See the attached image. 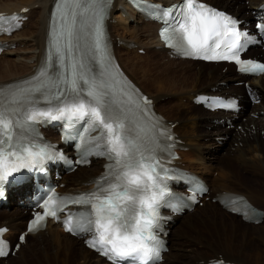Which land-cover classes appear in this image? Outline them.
Returning a JSON list of instances; mask_svg holds the SVG:
<instances>
[{
  "label": "snow or ice",
  "instance_id": "obj_1",
  "mask_svg": "<svg viewBox=\"0 0 264 264\" xmlns=\"http://www.w3.org/2000/svg\"><path fill=\"white\" fill-rule=\"evenodd\" d=\"M109 0H62L58 3L62 29L53 45L56 58L64 61V72L50 75L51 65L42 67L39 86L18 90L16 98L0 105V182L20 169H31L53 153L50 145L35 143V125L45 120H64L71 127L77 122L97 131L93 147L99 149L110 163L103 176L88 192L63 198L50 197L43 214L37 212L29 231L40 226L47 216L63 212L65 201L84 206L88 216L74 219L71 212L65 221L69 232L85 231L93 235L90 247L97 248L112 264H147L158 257L161 249L156 231L159 229V208L173 195L167 181L174 179L173 170L161 155V138L171 139L166 130L157 131L159 122L149 118L151 101L140 97L135 89L122 86L119 104L110 100L108 86L90 77L84 64L73 53V37L78 17L91 13L94 27V49L104 58L106 45L102 27L105 7ZM155 17L163 21L160 36L175 51L206 60H232L243 72H264V64L242 60L239 53L249 41L240 32L239 21L205 4L202 0H182L164 8L150 5ZM55 14V13H54ZM15 18V17H14ZM3 19V17H0ZM19 27V25H16ZM264 35V23L257 24ZM63 41L64 47H61ZM224 48L223 52L219 50ZM212 54L209 55L208 53ZM129 107H124V103ZM135 107L143 122L137 121L133 132L128 113ZM37 149L33 151V149ZM5 229H0V233ZM24 239L23 236L20 237ZM5 243L0 241V245ZM7 253L0 247V255ZM216 264H223L222 261Z\"/></svg>",
  "mask_w": 264,
  "mask_h": 264
},
{
  "label": "bare ground",
  "instance_id": "obj_2",
  "mask_svg": "<svg viewBox=\"0 0 264 264\" xmlns=\"http://www.w3.org/2000/svg\"><path fill=\"white\" fill-rule=\"evenodd\" d=\"M156 1L169 3V0ZM53 2L54 0H20L10 4H0V12L28 6L31 9L26 13L27 16L29 18L37 16L28 29H24L26 27L24 25L25 27L20 31L3 39L8 47L11 46V49L7 48L0 55V86L26 77L37 68L43 55L48 15ZM212 2L235 3V0H213ZM118 8L119 2L116 0L111 10V18L116 20V24L109 25L113 41L116 42L114 54L129 77L154 99L158 111L168 121L177 122L175 131L178 133V137L184 141V149L180 151L181 160L186 163L184 168L198 172L207 180L211 187V197H219L227 192L244 194L256 207L264 210V142L256 138L259 136L256 133L260 134L264 130V121L261 119L255 121L248 116L244 121H237L236 124L241 125L239 126L240 130L234 127L232 131L228 132L221 124L213 121L214 113H209L204 109V111L198 112L202 108L191 103L187 104V101L184 105L178 103L183 98L191 102L193 93L209 91L212 88L222 89L219 83L233 76L231 69L222 73L217 68L222 64L202 63L209 67L207 69L199 67L197 71H194L191 61L172 60L167 55L162 57L163 62L159 64L150 63L149 59L145 64L139 63L137 60L141 57L132 53L134 45H137L135 50L143 48L144 55L151 52L161 55L164 53L158 48L157 25L134 15L131 16L135 17L134 26L131 25L132 23L128 24L125 20L128 18H119ZM114 13H117L118 17L113 15ZM127 34L129 38L125 37ZM117 41L120 42L119 46H117ZM170 67L177 69L172 70ZM162 69L166 70L161 71ZM150 72L156 73L160 82L159 85L154 86L155 93L148 90V86L152 85V81L148 79ZM187 80L192 81V86L186 85ZM252 83L263 100L260 104L263 102L264 105V75L253 80ZM198 84L203 88L197 89L195 86ZM165 86H169L170 90ZM234 89L236 90V88ZM173 98L177 100L174 102L177 110L171 105L163 106V103L173 101ZM162 101L164 102L162 103ZM184 106L187 107V112L183 113L180 108ZM258 106H253L251 112L257 114H260L262 110L264 112V109ZM227 135H230V139L227 140L229 142L225 141L222 145L227 142L232 148L235 146L234 143H242L243 147L235 146L233 150L229 149L225 155L223 154L224 156H221L218 154V146H220L218 142ZM233 160H237L238 166L233 163ZM239 168L253 174L252 182L259 183L261 186L256 187L253 184L247 186L248 178L241 175ZM100 170V163L93 162L89 167L79 168L64 177L61 182L65 183L66 191L82 190ZM81 171H88L89 174L77 177L76 174ZM212 171H217V174L210 175ZM11 207L9 210L0 209L3 216L0 219V225H7L10 228L9 236L13 238L15 233L25 229L28 213L15 201ZM198 219L216 226H218L216 222L220 220L219 224L222 227L219 226L225 232L223 238L206 240L204 234L198 233L195 228L197 224L195 220L198 221ZM238 229L241 231L240 236L236 235ZM178 237L180 238L179 242L171 243L172 239L176 240L175 238ZM32 238H36V241L40 242L38 247L33 246L34 244L28 246L30 252L40 253V259H35L37 264H107L86 249L81 241L63 233L55 224L51 223L44 230L27 235L25 243L19 248L17 255L9 258L6 264H32L31 259H28L27 251L24 250L28 240ZM167 238L169 239V250L164 254V261L161 264H201L206 263L210 258L219 256L225 261L240 264H264V220L257 225L245 223L239 217L222 210L218 203L211 200L205 201L201 207H195L193 212L175 218V224ZM206 246H212L210 251H213L212 254L207 252ZM78 252L82 257L78 256ZM8 257L10 256H7L6 259ZM17 258L20 260H14Z\"/></svg>",
  "mask_w": 264,
  "mask_h": 264
},
{
  "label": "rangeland",
  "instance_id": "obj_3",
  "mask_svg": "<svg viewBox=\"0 0 264 264\" xmlns=\"http://www.w3.org/2000/svg\"><path fill=\"white\" fill-rule=\"evenodd\" d=\"M18 1H20V0H0V4L1 5H4L5 3L6 4H10V3H14V2H18ZM213 1V0H212ZM251 1L252 0H239V1H237V0H235V5L233 6V9H238L239 7L238 6H249V4L251 3ZM231 3H233V2H228V4H230L231 5ZM220 4V6H222V7H225V6H227L226 5V3H219ZM239 11L238 12H240V9H238ZM242 11V15H246V10L244 9V10H241ZM36 14V13H35ZM37 19V16L36 15H34L32 18H30L28 21H27V24H26V27L24 28V29H28L29 28V26L35 21ZM131 25H133V24H131ZM134 26V25H133ZM115 35V34H114ZM125 37L126 38H129V35L127 34V35H125ZM123 51V50H122ZM132 53H136V54H138L140 57H141V59H138L137 61L139 62V63H141V64H145L146 63V60H150V63L151 62H155V63H162L163 62V60H162V57H163V55L164 54H158L157 52H151V53H149L148 55H144V54H140V53H138L137 52V50H135L134 49V51L132 52ZM146 56V58H143V57H145ZM148 56V57H147ZM10 57H12V56H10ZM18 57V56H17ZM185 65H188V64H185ZM159 66H161L162 67V65H159ZM191 67H192V70H194V71H197L198 69H199V67H204V69H207L208 68V66H206V65H201V64H192L191 65ZM172 70H176L177 68L176 67H170ZM219 69H221V71L223 72L224 71V69H223V67L222 66H219ZM164 70H166V69H162L161 71H164ZM168 70V69H167ZM206 74L208 75V73H207V71H206ZM147 77V76H146ZM148 79L150 80V81H152V85L151 86H148V90L149 91H151V92H153V93H155L156 91H155V87L154 86H156V85H159V81H158V79H157V76H156V73L154 74L153 72H150V75L148 76ZM148 80V81H149ZM158 81V82H157ZM153 82H156V83H153ZM180 83V82H179ZM186 85H189V86H192V81H189V80H187L186 81ZM153 84H155V85H153ZM183 86V85H182ZM197 89H202L203 87L200 85V84H198V85H196L195 86ZM165 88H168L169 90H170V88H169V86H165ZM146 91V90H145ZM177 100L175 99V98H173V101H169V102H165V103H163L164 101H162V103H163V106H172V107H174V109H176L177 110V107L175 106V103L174 102H176ZM186 101H187V104H189L188 102V100L187 99H185V98H183V99H181L180 100V102H178V103H180V104H182V105H184L185 103H186ZM263 101V100H262ZM174 105V106H173ZM259 108H261V109H264V105H263V102H262V104H259V106H258ZM180 111H182L183 113L184 112H187V107H181L180 108ZM202 111H204L203 109H201V111H200V109L198 110V112H202ZM205 114H206V112H204ZM203 113V114H204ZM204 114V115H205ZM257 114V113H256ZM260 114H262V112H260ZM252 119H254V118H252ZM255 121L257 120L258 121V119H254ZM261 120H263L264 121V117L263 118H261ZM263 123V122H262ZM264 124V123H263ZM239 126H241V125H239ZM238 129V128H237ZM241 129V128H240ZM239 129V130H240ZM257 135H259V136H257L256 138L257 139H259V140H261V141H263L264 142V131L263 132H261V134H258V133H256ZM236 139H238V137H236ZM227 142H229V141H227ZM234 145L235 146H240V147H243V146H241L242 145V143H239V144H237V143H234ZM235 146H233L232 148L229 146V144L227 143V145H225V146H220V151L218 152V154L219 155H225V152L227 151V150H233L234 148H235ZM246 149H248V148H246ZM247 151H249V150H247ZM223 155V156H224ZM230 158V157H229ZM233 163H235V165L236 166H238V162H237V160H233ZM94 167V166H93ZM240 170V173H241V175L242 176H244V177H247L248 178V180L246 181V185L247 186H251L252 184L255 186L256 185V187H260L261 185L259 184V183H256L255 184V182H252V179H254V177L252 176L253 174H251L249 171H247V170H245V169H242V168H239ZM95 170H97V168L95 167ZM79 174H76V176L77 177H82L83 175H87V174H89V172L88 171H81V172H78ZM217 174V171H212L211 173H210V175H216ZM12 208V207H11ZM10 208V209H11ZM4 209H6V210H8L7 208H4ZM1 217L3 218V216H2V214H1V212H0V219H1ZM220 221V220H219ZM219 221H217L216 223L218 224V226H216V225H212L211 223H209V222H203V221H200L199 219H198V221L197 220H195V222H197V224H196V230H197V232L198 233H202V234H204V236L206 237V240H212V239H215V240H218V238H223V235H225V232L222 230V226L219 224L220 222ZM182 222V221H181ZM184 222H187V221H185L184 220ZM188 223V222H187ZM229 224V223H228ZM193 225H194V222H193ZM221 227H220V226ZM229 225H231V224H229ZM212 227V228H211ZM187 228V227H186ZM209 234H208V233ZM238 232V233H237ZM224 233V234H223ZM193 234V233H192ZM195 234V233H194ZM193 234V235H194ZM240 234H241V231H240V229H238L237 231H236V235H238V236H240ZM209 235V236H208ZM218 236V237H217ZM208 237V238H207ZM176 240H173L172 239V241H171V243H177V242H179L180 240V238L178 237V238H175ZM223 240V239H222ZM29 244V245H28ZM28 244H27V246L24 248V250L25 251H27V255H28V259L30 260L31 259V262H32V264H37V262H35V259H40V253H36V252H30V250H28V246H30V245H32V244H34L33 246H35V247H38V246H40L39 244H40V242H37L36 241V238H32V239H29L28 240ZM171 245V244H170ZM23 248V247H22ZM32 249H33V247H31ZM30 249V248H29ZM206 250H207V252L208 253H210V254H212V252H210L211 250H212V246H206V248H205ZM34 253H35V256H34ZM78 256L79 257H82V256H80V254H79V252H78ZM42 259V258H41ZM8 260H9V258H8ZM14 260H16V261H19L20 259H14ZM44 260V259H43ZM15 262V261H14ZM0 264H6V263H4V262H0Z\"/></svg>",
  "mask_w": 264,
  "mask_h": 264
}]
</instances>
